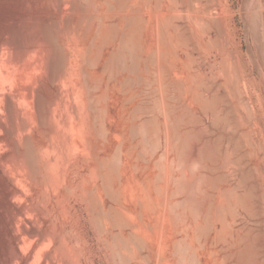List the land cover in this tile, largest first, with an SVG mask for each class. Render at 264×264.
Returning a JSON list of instances; mask_svg holds the SVG:
<instances>
[{"label": "rangeland", "instance_id": "1", "mask_svg": "<svg viewBox=\"0 0 264 264\" xmlns=\"http://www.w3.org/2000/svg\"><path fill=\"white\" fill-rule=\"evenodd\" d=\"M132 18L139 19L136 25L128 22ZM46 24L57 26L67 77L63 65V71L41 73L42 56L53 54L44 40ZM130 31L138 35L136 45L123 49L120 43ZM1 44L0 206L40 201L39 219H30V226L21 221L15 232L23 238L22 254L35 253L31 264H61L64 256L69 262L62 264H75L77 257V264H264V0H0ZM26 68L39 73L30 96L15 83ZM39 96L46 97L54 122L47 128L69 135L62 140L66 146L58 142L60 134L54 137L68 153L59 146L51 154L59 165L46 173L62 184L54 182L46 190L50 194L40 177H30L23 157L27 138L37 147L46 140L35 106ZM9 97L17 115L7 107ZM62 117L71 127L62 126ZM23 122L33 130L24 132ZM68 154L74 161L64 165ZM43 156L45 168L49 155ZM183 173L186 191L178 190ZM194 192L198 199L191 201ZM47 207L51 212L45 213ZM26 228L56 236L37 247L25 238ZM62 246L68 250L64 256ZM73 252L79 256L72 259Z\"/></svg>", "mask_w": 264, "mask_h": 264}, {"label": "bare ground", "instance_id": "2", "mask_svg": "<svg viewBox=\"0 0 264 264\" xmlns=\"http://www.w3.org/2000/svg\"><path fill=\"white\" fill-rule=\"evenodd\" d=\"M133 7V6H132ZM122 9V8H121ZM136 9V8H135ZM134 9V10H135ZM127 12V11H126ZM261 15V14H260ZM259 15V16H260ZM139 16H141V14L139 15ZM165 16V15H164ZM171 16V15H170ZM168 16L166 15V17L165 18H167ZM136 18V17H135ZM142 18H144V17H142ZM141 18V19H142ZM150 19H151V17H149ZM162 18V17H161ZM260 18V17H259ZM146 19V18H145ZM129 20V19H128ZM132 21H128V22H133L134 20L137 22L138 20L137 19H131ZM171 20V19H170ZM134 21V22H135ZM143 21V19L141 20V22ZM166 21H168L167 19H166ZM127 22V23H128ZM136 22H135V25H136ZM147 22V21H146ZM261 22V21H260ZM130 23V24H131ZM140 23V22H139ZM138 23V24H139ZM165 23V22H164ZM137 24V25H138ZM169 24V23H168ZM82 25V24H81ZM129 25V24H128ZM127 25V26H128ZM131 25H133V23L131 24ZM135 25H134V27H135ZM142 25V24H141ZM144 25V24H143ZM164 25H166V24H164ZM113 26H114V23H113ZM120 26V25H119ZM125 26H126V24H125ZM148 26V25H147ZM162 26V25H161ZM173 26H174V24H173ZM55 27H57V26H55V25H52V24H46L42 29H43V35H44V40L45 41H47L48 43H50L51 45H53V51H52V53L53 54H51L52 55V57H51V59H49L46 55H44V54H46L45 52H42V55H44V56H42L43 57V59L41 60V59H39V62H40V60H41V62L38 64L39 66H40V68L42 69L41 70V73L42 72H44V69H46V68H49V70L51 71V69H52V72H53V74H54V71H55V69L56 70H62L61 69V67H62V65H63V68H64V65H66V63H65V58H66V56H64V51L62 52V49H60L61 48V45L60 44H58V40H56L57 39V35H56V33H55ZM67 27V26H66ZM133 27V29H136V28H134ZM177 27V26H176ZM131 28V27H130ZM159 28V27H158ZM57 29V28H56ZM66 29H68V28H66ZM72 29V28H71ZM74 29V28H73ZM133 29H130V30H133ZM139 29V28H138ZM124 30V29H123ZM164 29H162V31H163ZM42 31V30H41ZM66 31H68V30H66ZM124 33L126 32L125 30L123 31ZM167 32H169V31H167ZM170 33V32H169ZM133 34V35H132ZM160 34V33H159ZM78 35V34H77ZM96 36V35H95ZM135 35H134V33L132 32V31H130V33H127V35L123 38V42H121L120 44H122V48L124 49V48H126V47H128V48H126V49H128L129 50V47L130 48H132V49H134V45H136L135 44V41H136V36H138V35H136L135 37H134ZM162 35H160V38H161V40H162V37H161ZM134 38H135V40H134ZM165 38V37H164ZM43 40V41H44ZM140 40V39H139ZM122 41V40H121ZM120 42V41H119ZM168 42V41H167ZM43 43V42H42ZM42 43H41V45H42ZM161 43V42H160ZM163 43H164V41H163ZM93 44V43H92ZM4 44H1L0 45V51H1V49L3 48L2 46H3ZM45 45V44H44ZM59 45H60V47H59ZM89 45H91V43L89 44ZM43 47V46H42ZM42 47L40 46V50H45V46L43 47L44 49H42ZM47 47V46H46ZM90 47V46H89ZM88 47V48H89ZM102 47H103V45H102ZM121 47V46H120ZM49 48V47H48ZM47 49V48H46ZM51 49V48H50ZM119 49V48H118ZM136 49V48H135ZM159 49V48H158ZM38 50H39V48H38ZM49 50V49H48ZM123 51L124 50H122V52L121 53H123ZM159 51H160V49H159ZM162 51H163V49H162ZM165 51V50H164ZM124 52H126V50L124 51ZM130 52V51H129ZM137 52V51H136ZM156 52V51H155ZM49 53V52H48ZM114 53H115V51H114ZM164 53H167V52H164ZM163 53V54H164ZM169 53V52H168ZM113 54V53H112ZM124 54V53H123ZM126 55L128 54V52L127 53H125ZM135 54V53H134ZM133 54V55H134ZM152 54H154V53H152ZM161 54H162V52H161ZM160 54V55H161ZM163 54L161 55V56H163ZM39 55V54H38ZM48 55V54H47ZM50 55V56H51ZM83 56H84V54H83ZM82 56V57H83ZM123 56V55H122ZM131 56H132V54H131ZM153 56H154V58H155V56H156V54H154V55H152V58H153ZM41 57V58H42ZM65 57V58H64ZM77 57V56H76ZM120 57V56H119ZM127 57V56H126ZM160 57V56H159ZM164 57V56H163ZM39 58V57H38ZM68 58V57H67ZM114 58H115V56H114ZM116 58H117V53H116ZM89 59V58H88ZM110 59H112V58H110ZM121 59V58H120ZM119 59V60H120ZM160 59H161V57H160ZM168 59V58H167ZM177 59V58H176ZM109 60V59H108ZM122 60H124V58L122 59ZM121 60V61H122ZM157 61H158V58L156 59ZM162 60V59H161ZM88 61V60H87ZM115 61V60H114ZM16 62V61H15ZM85 63H86V61H84ZM111 62H113V61H111ZM116 62V61H115ZM135 62V61H134ZM152 62H154V61H152ZM175 62V61H174ZM155 63V62H154ZM169 63V62H168ZM90 64V63H89ZM114 64V63H113ZM135 64V63H134ZM158 64V63H157ZM80 65H82V64H80ZM110 65V64H109ZM154 65V64H153ZM38 66V67H39ZM67 66V65H66ZM119 66V65H118ZM148 66V65H147ZM155 66V65H154ZM160 66V65H159ZM123 67V66H122ZM125 67V66H124ZM158 67V66H157ZM40 68H39V70H40ZM60 68V69H59ZM66 68V67H65ZM64 68V71L66 70ZM70 68V67H69ZM82 69H83V67H82ZM106 69V68H105ZM54 70V71H53ZM148 70V69H147ZM164 70V69H163ZM46 71V70H45ZM58 71H56V72H58ZM63 71V70H62ZM106 71V70H105ZM144 71V70H143ZM150 71V70H149ZM160 71H162V70H160ZM55 72V73H56ZM60 72V71H59ZM68 72V71H67ZM165 72V71H164ZM38 73V72H37ZM37 73H36V71L35 70H33V69H22L21 71H19L18 73H17V75H16V78H15V83L17 84V86H18V88L22 91V93L25 95V96H27V95H29L30 96V94L31 95H34L33 94V91H32V85H33V83H34V81H36V79H38V77H37ZM40 73V74H41ZM62 74H64V73H66V71L65 72H61ZM83 73V72H82ZM84 73H86V72H84ZM148 73H150V72H148ZM159 73V72H158ZM39 74V73H38ZM57 74V73H56ZM55 74V75H56ZM62 74H59V76L60 75H62ZM160 74V73H159ZM83 75V74H82ZM86 75V74H85ZM88 75V74H87ZM157 75V74H156ZM49 76V75H48ZM65 76V75H64ZM41 77V76H40ZM55 77V76H54ZM53 77V78H54ZM56 77L57 78H59L57 75H56ZM62 77V76H61ZM66 77H67V73H66ZM158 77V76H157ZM42 79H43V77H42ZM51 79V78H50ZM56 79V78H55ZM158 79V78H157ZM41 80V79H40ZM159 80H161V78L159 79ZM163 80V79H162ZM57 81V80H56ZM66 81V80H65ZM193 81V80H192ZM62 82V81H61ZM42 83V82H41ZM54 83V82H53ZM57 83H59L58 81H57ZM158 83H160L159 81H158ZM162 83V82H161ZM40 84V83H39ZM189 85V84H188ZM198 85V84H197ZM85 85H83L82 87H84ZM90 86V85H89ZM88 86V87H89ZM193 86V85H192ZM87 87V86H86ZM157 87H158V85H157ZM164 87V86H163ZM189 87V86H188ZM42 88V87H41ZM65 88V87H64ZM69 88V87H68ZM159 88V87H158ZM185 88H187V87H185ZM192 88V87H191ZM67 89V88H66ZM70 89V88H69ZM88 89V88H87ZM86 89V90H87ZM155 89V88H154ZM160 89V88H159ZM158 89V90H159ZM89 90V89H88ZM17 91V90H16ZM66 91V90H65ZM65 91H64V94H65ZM160 91V90H159ZM166 91V90H165ZM36 92H37V90H36ZM35 92V93H36ZM70 92V91H69ZM160 93V92H159ZM162 93V92H161ZM164 93V92H163ZM14 94V93H13ZM165 94V93H164ZM16 95V94H15ZM40 95V94H39ZM61 95V94H60ZM153 95V94H152ZM19 96V95H18ZM37 96H38V94H37ZM59 96V95H58ZM57 96V97H58ZM67 96V95H66ZM66 96H65V98L64 99H66ZM161 96V95H160ZM7 97V96H6ZM22 97V96H21ZM41 97H42V95H41ZM40 96L38 97V99H37V104H35V106L37 105V109H38V123H39V125H40V127L42 128V130L46 133V140H45V142L41 145V146H36L33 142H32V140L30 139V138H27L25 141V143H26V145H24V146H26V150H25V152H23L24 154V160L26 161V163L28 164V166L30 167V169L32 170V172L33 173H31L32 174V176L30 175V177H33L34 176V179H36L37 181H38V179L37 178H39L40 177V181H41V183L44 185V187L46 188L45 189V191L48 189V187H50V186H52L53 185V183H54V185L53 186H58V184H62V182H60L59 183V181H61L60 179H57L58 180V184H57V182L55 181V180H53L54 179V177H50L51 175L49 174V173H46L47 171H46V169H48V168H50V169H52L53 167H55V166H58L59 165V160H58V158H56L55 156L57 155V154H54L55 156H53V157H51V154H52V152H54L55 151V149H58L59 148V146H60V149H61V145L60 144H57V141H55V139L56 138H58L59 139V137H56L55 139H54V137H55V134L58 136V134H60L59 136H61V134L62 133H58V132H60V131H58V130H50V129H48L47 128V125H48V123L50 124V120H49V117H50V115H49V113H47V111H46V108H45V104H44V99L43 98H45L46 99V97H43V98H41ZM60 97V96H59ZM164 97V96H163ZM15 98H16V96H15ZM19 98V97H18ZM75 98V97H74ZM73 98V99H74ZM156 98V97H155ZM61 99H63V95L61 96ZM63 99V100H64ZM161 99H162V97H161ZM36 100V99H35ZM47 100V99H46ZM56 100H58V98L56 99L55 98V100L54 101H56ZM66 100H69V98H67ZM66 100H64V101H66ZM158 100H159V98H158ZM162 100H164V98L162 99ZM8 108H9V111H10V113L12 114V115H14V114H16L17 112L15 111V105H14V103H16V102H14L15 100H13V98L12 97H9L8 98ZM18 101H20L19 99H18ZM17 101V102H18ZM54 101L52 102V103H54ZM60 101H62V100H58L57 102H56V104L57 103H59ZM147 101V100H146ZM145 101V102H146ZM149 101V100H148ZM147 101V102H148ZM165 101V100H164ZM163 101V102H164ZM68 102H70V100L68 101ZM68 102H66L67 104H68ZM71 102H73V101H71ZM70 102V103H71ZM150 102V101H149ZM157 102H160V101H157ZM48 103H50L51 104V102H48ZM47 103V104H48ZM61 103V102H60ZM64 103V102H63ZM69 103V104H70ZM92 103V102H91ZM94 103V102H93ZM62 104V103H61ZM69 104H68V106H69ZM75 104H77V103H75ZM155 104H157V103H155ZM162 104V102L159 104V105H161ZM60 105V104H59ZM59 105H58V107H59ZM92 105V104H91ZM169 105V104H168ZM51 106V105H50ZM49 105H48V107H50ZM63 106V105H62ZM61 106V107H62ZM88 106H90V105H88ZM152 106V105H151ZM18 107V106H17ZM47 107V108H48ZM53 107V104H52V106H51V108ZM67 107V106H66ZM71 107H72V105H71ZM140 107H142V106H140ZM139 107V110H141V108ZM157 107V106H156ZM159 107V106H158ZM63 108H64V106H63ZM62 108V109H63ZM70 108V107H69ZM144 108V107H143ZM161 108H162V105H161ZM54 109H56L55 107L53 108V109H49L50 111H54L55 112V110ZM67 110H69L68 108H66ZM65 109V110H66ZM156 109V108H155ZM166 109H167V107H166ZM186 109V108H185ZM184 109V110H185ZM7 110V109H6ZM48 110V111H49ZM66 110V111H67ZM72 110H74V108L72 109ZM143 110V109H142ZM153 110V109H152ZM161 110V109H160ZM163 110V109H162ZM165 110V109H164ZM34 111H35V109H34ZM37 111V110H36ZM59 111V110H58ZM57 111V112H58ZM63 111V110H62ZM66 111H63L62 113H64V112H66ZM75 111H76V109H75ZM166 111V110H165ZM8 112V111H7ZM53 112V113H54ZM77 112H78V109H77ZM184 112V111H183ZM182 112V113H183ZM9 113V112H8ZM9 113V114H10ZM70 113V112H69ZM68 112H67V114H69ZM74 113V112H73ZM93 113V112H92ZM187 113V112H186ZM185 113V114H186ZM52 114V113H51ZM58 114V113H57ZM56 114V115H57ZM75 114V113H74ZM73 114V115H74ZM184 114V113H183ZM184 114V115H185ZM17 115V114H16ZM54 114H52V116H53ZM65 115V114H64ZM63 114H62V116H64ZM78 115H79V112H78ZM60 116H61V114H60ZM66 116V115H65ZM70 116V115H69ZM10 117V116H9ZM12 118L14 117V116H11ZM16 117L17 116H15V118L14 119H16ZM55 117V116H54ZM75 117V116H74ZM36 118V117H35ZM52 118V117H51ZM64 118H66V117H64ZM63 117H62V119H64ZM69 118H71V117H69ZM77 118V117H76ZM78 118H79V116H78ZM185 118V116L183 117V119ZM52 119H54V118H52ZM51 119V120H52ZM61 119V120H62ZM68 118H66L65 120H62L63 122V124H62V126L64 127V128H68V127H71V126H69L70 125V123L68 124V120H67ZM150 119V118H149ZM181 118H179V120H180ZM17 120H18V118H17ZM36 120V119H35ZM49 120V121H48ZM182 120V119H181ZM14 121V120H13ZM54 121H55V119H54ZM146 121H148V120H146ZM153 121V120H152ZM151 121V122H152ZM56 122V121H55ZM70 122H71V120H70ZM145 122V120L143 121V123ZM54 122H51V124H53ZM88 123V122H87ZM57 124V123H56ZM106 123H104V125H105ZM147 124H149V123H147ZM34 125V124H33ZM38 125V126H39ZM91 125V124H90ZM89 125V126H90ZM35 126V125H34ZM51 127H52V125H50ZM57 126H58V124H57ZM56 126V127H57ZM88 126V125H87ZM86 126V127H87ZM141 126V125H140ZM22 127H23V130H24V132L26 131L27 132V130L28 131H30L29 129L31 128V130H33L32 129V125H31V127L28 125V123H25V122H23V125H22ZM53 127H54V125H53ZM142 127V126H141ZM155 127V126H154ZM63 128V129H64ZM88 128V127H87ZM91 128V127H90ZM53 129V128H52ZM63 129H61L60 128V130H62V132H63ZM147 129H148V127H147ZM91 130V129H90ZM140 130H142V128L140 129ZM144 130H146V126H145V128H144ZM150 130V129H149ZM154 130H156V129H154ZM22 132V130L21 129H19V131L18 132ZM148 131V130H147ZM24 132H22L23 134H24ZM31 132V131H30ZM30 132L29 133H27V134H29V136L28 135H26V137L28 136V137H30L31 135H30ZM66 132V131H65ZM106 132V131H105ZM148 132H150V131H148ZM148 132H146V133H148ZM14 133V132H13ZM142 133H144L145 134V131H143ZM176 133H180V132H176ZM15 134H16V132H15ZM21 134V133H20ZM66 134L68 135V132H66ZM65 134V135H66ZM149 134V133H148ZM175 134V133H174ZM17 135H18V133H17ZM145 135H147V134H145ZM177 135V134H176ZM175 135V136H176ZM189 135V134H188ZM20 135H18V137H19ZM21 136L23 137L24 135H22L21 134ZM20 136V137H21ZM174 136V137H175ZM190 136V135H189ZM19 137V138H20ZM21 137V138H22ZM61 137H63V135L61 136ZM67 137H69V135L67 136ZM67 137H63V138H61V139H59V141L58 142H60V140H61V142L60 143H62V140L63 139H67ZM20 138V139H21ZM179 138V137H178ZM184 138V137H183ZM186 138V137H185ZM187 138H189L188 136H187ZM186 138V141L188 140ZM23 139V140H22ZM21 139V142L22 141H24V138H22ZM53 139V140H52ZM57 139V140H58ZM72 139V138H71ZM70 139V140H71ZM180 139V138H179ZM178 139V140H179ZM185 140V139H184ZM64 141V140H63ZM67 141V140H66ZM180 141V140H179ZM185 141V142H186ZM54 142H56L55 144H54ZM180 142H182V140L180 141ZM24 142H23V144H25ZM63 143H65V146H66V142H63ZM62 143V145H64ZM178 143V142H177ZM69 144V143H68ZM71 144H72V141H71ZM70 146V145H69ZM179 146V145H178ZM71 148H69L68 147V149H69V154H71L72 152H71V150H72V145L70 146ZM65 148V147H64ZM59 149V150H60ZM71 149V150H70ZM62 150H64L63 149V147H62V149H61V152H64V151H62ZM67 150V149H66ZM65 150V152H67ZM60 152V151H59ZM64 152V153H65ZM41 153V154H40ZM56 153H58V152H56ZM68 153V152H67ZM67 153H65V154H67ZM184 153V152H183ZM202 153V152H201ZM39 154L41 155V156H39ZM44 154H46V156L45 157H47V155H49L48 157H47V160H45L46 158L43 156ZM52 154V155H53ZM60 154V153H59ZM62 154V153H61ZM68 154V156L69 157H71L70 159L68 158V156H64L65 158H63L64 159V161L66 160V159H69V160H66L65 162H63L62 160V162H63V164L64 165H69V162L70 161H72L73 160V158H72V154L71 155H69ZM78 154V153H77ZM42 156L45 158H43V160H45V162L46 163H44V161H43V164L45 165L44 167L45 168H43L42 166H41V160H42ZM181 156V155H180ZM23 157H21L22 159H23ZM39 157H41V158H39ZM77 157V156H76ZM200 157V156H199ZM185 158V157H184ZM41 159V160H40ZM181 160V159H180ZM184 160V159H183ZM195 160H196V158H195ZM194 159L192 160V161H194V162H196ZM23 161V160H22ZM60 161V162H61ZM69 161V162H68ZM74 161V160H73ZM72 161V162H73ZM199 161H201V160H199ZM20 163V162H19ZM24 163V162H23ZM71 163V162H70ZM182 164H183V162H182ZM188 164V163H187ZM196 164V163H195ZM198 164H199V162H198ZM24 165V164H23ZM184 165V164H183ZM26 166V165H25ZM186 166V165H185ZM28 168V167H27ZM61 168H62V166H61ZM70 168V167H69ZM187 168H188V165H187ZM54 169V168H53ZM52 169V170H53ZM62 169H64V168H62ZM96 168H94V170L93 171H96L95 170ZM28 170V169H27ZM31 170H28V172L29 171H31ZM51 170V171H52ZM60 170V169H59ZM68 170V169H67ZM78 170V169H77ZM55 171V170H54ZM57 171H58V168H57ZM61 171V170H60ZM66 171V170H65ZM80 171V169L78 170V172ZM187 171V170H186ZM76 171H74V173H75ZM77 172V173H78ZM184 172H185V170H184ZM30 173V172H29ZM57 173V172H56ZM73 173V174H74ZM188 173V172H187ZM34 174V175H33ZM65 174V173H64ZM72 174V175H73ZM79 174H81L80 172L78 173V175ZM57 175V174H56ZM62 175V174H61ZM75 175V174H74ZM73 175V176H74ZM198 175V174H197ZM199 176V175H198ZM36 177V178H35ZM62 177V176H61ZM64 177L65 176H63V179H64ZM178 177H179V175H178ZM182 177V176H181ZM185 176H184V173H183V177L181 178V179H179V181H178V183L177 184H179V186H178V190L179 189H181V191H183L182 189H185L184 191H186V189H187V184L188 183H186L185 182V178H184ZM57 178H59L58 176H57ZM186 178H188V177H186ZM197 178V177H196ZM31 179V178H30ZM62 179V180H63ZM191 179V178H190ZM31 180H33V179H31ZM201 181V180H200ZM199 181V182H200ZM188 182V181H187ZM191 182V181H190ZM57 184V185H56ZM65 184V183H64ZM198 184V183H197ZM65 186V185H64ZM198 188V187H197ZM200 188V187H199ZM202 188V187H201ZM200 188V189H201ZM42 189V188H41ZM49 189H51V188H49ZM189 189V188H188ZM187 189V190H188ZM196 189V188H195ZM195 189H194V191H195ZM177 190V191H178ZM205 190V189H204ZM235 190H236V188H235ZM43 191H44V189H43ZM49 191V194H50V190H48ZM48 191H46V192H48ZM21 192H22V190H21ZM20 192V190H15L14 191V193L15 194H20L21 193ZM45 192V193H46ZM180 192V191H179ZM193 192V191H192ZM226 192V191H225ZM42 193H44V192H42ZM43 194V196L44 197H46V194H48V193H46V194ZM159 193V192H158ZM185 193V192H184ZM189 193H191V192H189ZM188 193V194H189ZM197 193V192H196ZM206 193V192H205ZM148 195V197L147 198H149L150 196L151 197H153L152 195H149V194H151V193H147ZM181 194V193H180ZM183 194V193H182ZM211 194H213V193H211ZM235 194V193H234ZM239 194V193H238ZM237 194V195H238ZM159 195V194H158ZM162 195H164V193L162 194ZM174 195V194H173ZM189 195H193L192 197H188L189 198V200H191V198H192V200H193V198L195 197L194 195H195V192L193 193V194H189ZM206 195V194H205ZM16 195H14V197H15ZM49 195H47V199L49 198L48 197ZM188 196V195H187ZM230 196H231V194H230ZM240 196V195H239ZM11 197V196H10ZM44 197H43V199H44ZM158 197V196H157ZM160 197V196H159ZM196 197H197V194H196ZM215 197V196H214ZM237 197V196H236ZM52 198V197H51ZM187 198V199H188ZM228 198V197H227ZM38 199H39V197H38ZM43 199H42V203H43ZM151 198H149L148 199V201H151L150 200ZM159 199V198H158ZM168 199V198H167ZM198 198H196V200H197ZM241 199V198H240ZM10 200V199H9ZM35 200H37V199H35ZM146 200V199H145ZM153 200H154V198H152V202H153ZM191 200V201H192ZM194 200H195V198H194ZM193 200V201H194ZM195 200V201H196ZM11 201V200H10ZM45 201V203H47V204H49V200L46 202V200H44ZM147 200H146V202H148ZM155 201V200H154ZM167 201V200H166ZM182 201V200H181ZM200 201V200H199ZM211 201V200H210ZM221 201H223V200H221ZM224 201H225V199H224ZM241 202H242V200H240ZM40 202V201H39ZM38 202V203H39ZM158 202V201H157ZM160 202V201H159ZM179 202V201H178ZM233 202V201H232ZM10 203H12V202H10ZM37 203V202H36ZM38 203L36 204V206L35 205H33V201L31 202V205L29 204L28 205V203H27V205L26 206H19V204H18V206H17V204L16 205H14V204H12L11 206H9V207H1L0 206V264H17V263H23V264H31L32 262H33V260H34V257H35V253H30L29 255H27V256H25V255H23L22 253H23V251L21 252V249H20V245H21V243H23V238H22V242H21V238H20V236H18L17 234H18V232H17V234L15 233L16 231H18V230H16L18 227V224L22 221H25V223H27L26 225L27 226H30L29 224H31V223H33L31 220L33 219L35 222H36V218H38V217H40L39 216V214L42 212V209H41V206L39 207V205H38ZM156 203V202H155ZM155 203H153V204H155ZM175 203H176V201H175ZM35 204V203H34ZM40 205H41V203H39ZM53 205H55L54 203H52ZM51 204V205H52ZM148 204H149V202H148ZM152 204V203H151ZM157 204V203H156ZM180 204V203H179ZM193 204V203H192ZM192 204L190 205V206H192ZM195 204L197 205V203L195 202ZM38 205V206H37ZM60 204H58L57 206H59ZM150 205V204H149ZM173 205V204H172ZM223 205H224V203H223ZM232 205H233V203H232ZM240 205V204H239ZM238 205V206H239ZM44 206V205H43ZM42 206V207H43ZM47 205H45V207H46ZM56 206V207H57ZM195 205L193 204V210H192V212L193 211H195L196 212V208H197V206H195ZM221 206V205H220ZM237 206V205H236ZM235 206V207H236ZM55 207V208H56ZM198 207H199V205H198ZM225 207V206H224ZM224 207H222V208H224ZM234 206H232V208H233ZM54 208V207H53ZM61 208V207H60ZM59 208V209H60ZM194 208H195V210H194ZM212 208H214V207H212ZM45 209H48V207L47 208H44V211H45V213L49 210L50 211V209H48L47 211L45 210ZM57 209V208H56ZM55 209V210H56ZM192 209V207L190 208V210ZM52 210V209H51ZM233 210H234V208H233ZM59 211H61V209L59 210ZM220 211V210H219ZM218 211V212H219ZM51 212V211H50ZM203 212V211H202ZM44 213V214H45ZM47 213H49V212H47ZM54 213V212H53ZM53 213H51V214H53ZM60 213V212H59ZM194 213V212H193ZM196 213H198V212H196ZM220 213V212H219ZM234 213V212H233ZM41 214H43V213H41ZM62 214V213H61ZM192 214V213H191ZM199 214V213H198ZM208 214V213H207ZM239 214V213H238ZM46 215V214H45ZM66 215H68V214H66ZM31 216H34V218H35V216H37L35 219L34 218H31ZM41 216H43V215H41ZM47 216V215H46ZM56 216V215H55ZM54 216V225L53 226H56L57 224H56V220H55V217ZM59 216H60V214H59ZM200 216V215H199ZM198 216V217H199ZM61 217V216H60ZM68 217V216H67ZM223 217V216H222ZM237 217V216H236ZM50 218L52 219L53 217H51V215H50ZM195 218H197V217H195ZM209 218V217H208ZM31 219V220H30ZM39 219V218H38ZM57 219V218H56ZM119 219V218H118ZM122 219V218H121ZM124 219V218H123ZM122 219V220H123ZM198 219V218H197ZM210 219V218H209ZM63 220V219H62ZM68 220V219H67ZM120 220V219H119ZM122 220H120V221H122ZM206 220V219H205ZM212 220H214V219H212ZM216 220V219H215ZM220 220H222V219H220ZM38 221H40V220H38ZM43 221V220H42ZM52 221V220H51ZM56 221V222H55ZM209 221H211V220H209ZM230 221V220H229ZM229 221H227V222H229ZM63 222V221H62ZM61 222V223H62ZM231 222V221H230ZM24 223V222H23ZM22 223V224H23ZM50 223V222H49ZM49 223H47V224H49ZM63 223H65V221L63 222ZM62 223V224H63ZM200 223H202V222H200ZM235 223H236V221H235ZM41 224H42V222H41ZM66 224V223H65ZM65 224H63V227H66V226H64ZM214 224V223H213ZM21 225V224H20ZM38 225H39V223H38ZM207 225V224H206ZM229 225V224H228ZM23 225H21V227H22ZM33 226V225H32ZM212 226V225H211ZM230 226V225H229ZM242 226V225H241ZM24 227H25V225H24ZM37 227V226H36ZM61 227H62V225H61ZM209 227V226H208ZM224 227L226 228V226L224 225ZM233 227V226H232ZM28 228H30V227H28ZM28 228H26L25 229V231H24V236H25V238H27V239H34L35 241L34 242H36V246L37 247H40L41 245H43V242L49 237V235L51 236V234L48 232L47 234H46V231H45V233L44 232H42V228H41V231L39 230V229H37V228H32V229H28ZM74 228V227H73ZM225 228H224V230H225ZM230 228H231V226H230ZM24 229V228H23ZM51 229V228H50ZM57 228L55 227V230H56ZM63 228H61L60 230H62ZM197 229V228H196ZM200 229V227H198V230ZM201 230V229H200ZM217 230V229H216ZM69 231H71V230H69L68 229V231L67 232H69ZM205 231V230H204ZM238 231V230H237ZM56 232V231H55ZM54 232V233H55ZM61 232V231H60ZM63 232H64V230H63ZM53 233V234H54ZM66 233V232H65ZM65 233H63L62 235L63 236H65L64 234ZM74 233V232H73ZM77 233V232H76ZM217 233V232H216ZM232 233V232H231ZM67 234V233H66ZM68 234H70V233H68ZM219 235H220V232L218 233ZM222 234H223V232H222ZM77 235V234H76ZM224 235V234H223ZM234 235V234H233ZM53 236H56V234H54ZM53 236H51V237H53ZM69 236H71V235H69ZM67 237V236H66ZM79 237V236H78ZM217 237V236H216ZM63 238V237H62ZM65 238V237H64ZM64 238H63V240H64ZM233 238V237H232ZM54 239V238H53ZM60 239V238H59ZM37 240V241H36ZM48 240V239H47ZM245 240V239H244ZM54 241V240H53ZM66 241V240H65ZM65 241H63L64 243H65ZM227 241V240H226ZM238 241L240 242V240L238 239ZM62 242V241H61ZM220 242V241H219ZM225 242V241H224ZM230 242H232V241H230ZM236 242V241H235ZM243 242V241H242ZM64 243H63V245H64ZM68 243H69V241H68ZM65 245H67V243H65ZM71 245H72V243H71ZM76 244H74L73 243V246H75ZM218 245H219V243H218ZM233 245H234V243H233ZM68 246V245H67ZM23 247V246H22ZM33 247H35V245L33 246ZM56 247H58V246H56ZM61 247V246H60ZM63 247V246H62ZM79 247V246H78ZM65 247H63V250H65L64 249ZM74 248V247H73ZM224 248V247H223ZM67 249V248H66ZM69 249H70V246H69ZM72 249V248H71ZM60 250V249H59ZM73 250V249H72ZM57 251V250H56ZM66 251H68V250H65V252H62V254H61V252H58V254H61V256L64 254V253H66ZM74 251V250H73ZM75 251H78V253H79V250L77 249V250H75ZM199 251V250H198ZM70 252H71V250H70ZM212 252V251H211ZM75 255H76V253L75 252H73ZM214 253V252H213ZM232 253V252H231ZM46 254V253H45ZM72 254V253H71ZM80 254V253H79ZM50 255V254H49ZM57 255V254H56ZM74 255V257H72V259L73 258H75V257H77V255L75 256ZM228 255V254H227ZM235 255V254H234ZM240 255V254H239ZM242 255V254H241ZM50 256H52V255H50ZM54 256V255H53ZM60 256V257H61ZM64 256V255H63ZM70 256V255H69ZM79 256V255H78ZM226 256V255H225ZM55 257V256H54ZM57 257H59V256H57ZM60 257L58 258L59 260H60ZM67 257V256H66ZM65 256L63 257V258H65V260H67L68 258H66ZM198 257V256H197ZM201 257V256H200ZM227 257V256H226ZM51 258V257H50ZM53 258V257H52ZM228 258V257H227ZM226 258V259H227ZM239 258V257H238ZM57 259V258H56ZM55 259V260H56ZM62 259V258H61ZM71 259V258H70ZM42 260H44V257H43V259ZM64 259H63V261H65ZM75 260H77L76 262H75V264H77V262H80V260L78 261V257H77V259H75ZM75 260H73V261H75ZM225 260V259H224ZM62 261V262H63ZM226 261V260H225ZM43 262V261H42ZM41 262V263H42ZM48 262V261H47ZM51 262V261H50ZM57 262V261H56ZM55 262V263H56ZM62 262H61V264H62ZM67 262H69L68 260H67ZM227 262V261H226ZM54 263V264H55ZM74 263V262H73ZM40 264V263H39ZM57 264H58V262H57ZM64 264V263H63ZM70 264V263H69ZM79 264H81V263H79Z\"/></svg>", "mask_w": 264, "mask_h": 264}]
</instances>
